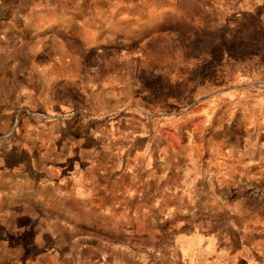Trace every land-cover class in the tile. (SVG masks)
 Returning a JSON list of instances; mask_svg holds the SVG:
<instances>
[{
  "label": "rangeland",
  "instance_id": "374dc122",
  "mask_svg": "<svg viewBox=\"0 0 264 264\" xmlns=\"http://www.w3.org/2000/svg\"><path fill=\"white\" fill-rule=\"evenodd\" d=\"M175 1L0 0V264H264V0Z\"/></svg>",
  "mask_w": 264,
  "mask_h": 264
},
{
  "label": "crops",
  "instance_id": "0c3cea01",
  "mask_svg": "<svg viewBox=\"0 0 264 264\" xmlns=\"http://www.w3.org/2000/svg\"><path fill=\"white\" fill-rule=\"evenodd\" d=\"M212 0H186L187 2V5H184L185 4V0H176L174 2V6L179 9V8H182V7H186L185 9L186 10H192V11H199L201 14H202V18L201 20L199 21L198 25L201 26V25H207V14L205 13L204 10H208V5L209 3L211 2ZM214 2H217L218 4H221L222 6V9L223 8H226L227 7V4H229L228 2L230 0H213ZM191 2V4H190ZM236 3V1H235ZM190 5H193V6H190ZM228 8V7H227ZM198 14V13H197ZM206 15V17H205ZM199 20V19H197Z\"/></svg>",
  "mask_w": 264,
  "mask_h": 264
}]
</instances>
